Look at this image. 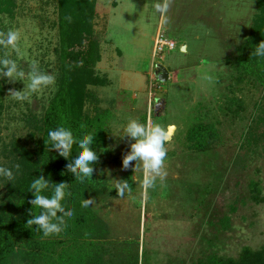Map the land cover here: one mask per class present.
<instances>
[{"label":"rangeland","instance_id":"1","mask_svg":"<svg viewBox=\"0 0 264 264\" xmlns=\"http://www.w3.org/2000/svg\"><path fill=\"white\" fill-rule=\"evenodd\" d=\"M111 2L99 0L93 19V31L101 38L95 72L107 85L90 86L92 97L85 104L90 115L94 107L108 110L104 145L93 167L107 185L103 201L94 207L109 225L110 237L137 241L138 264H191L206 254L237 257L244 246L264 245V201L242 203L251 180L260 183L264 196L263 128L251 121L262 89L245 84L231 59L261 16L259 0H167V23L156 11L165 0H122L116 8ZM106 6L111 10L108 30L102 24ZM57 17V0H16L13 17L0 15V35L20 34L17 48L1 47L0 58L15 60L25 72L23 81L6 78L0 101L5 141L25 136L22 115L41 113L56 89L54 83L26 101L13 99L14 91H27L34 62L56 81ZM159 24L175 42L161 58L153 57ZM184 42L186 51L179 49ZM129 119L159 123L170 138L167 175L147 193L140 183L142 168L132 171L121 164L133 141L116 135ZM198 121L219 129L222 143L214 152L186 149L185 131ZM119 180L129 181L132 197L117 196L112 187ZM234 202L230 225L220 230L218 218Z\"/></svg>","mask_w":264,"mask_h":264},{"label":"trees","instance_id":"2","mask_svg":"<svg viewBox=\"0 0 264 264\" xmlns=\"http://www.w3.org/2000/svg\"><path fill=\"white\" fill-rule=\"evenodd\" d=\"M259 4L261 16L253 20L252 33L235 48L231 59L245 84L262 89L259 111L251 121L261 125L264 134V58L254 54L256 44L264 40V0H259ZM96 5L97 0H57L56 89L41 113L29 111L22 115L24 137L14 135L7 141L0 137V166L15 174L13 183L0 180L3 184L0 186V264H138V242L112 239L109 225L94 207L95 202L103 201L107 185L97 179L95 170L90 179L76 180L67 172L64 158L55 149H49L47 133L58 125L70 128L74 136L96 132L92 147L97 154L104 145V116L108 110L94 107L95 112L90 115L85 109L92 97L89 87L107 85L95 72L100 61V37L93 31ZM15 7L16 0H0V15L13 17ZM0 52H4L1 47ZM5 82L6 78H0V101ZM238 107L243 108L240 104ZM2 112L0 102V125ZM184 143L188 151L205 154L214 152L222 141L213 122L198 121L186 129ZM17 164L20 166L18 174ZM41 175L53 183L68 182L69 190L63 203L74 212L72 218H64L63 230L49 237H44L37 226L27 223L33 215L30 201L34 199L28 191L29 185ZM247 191L248 196L242 203L264 201L259 182L251 180ZM88 198L94 202L82 208V199ZM227 209V214L218 218L220 230L229 227V214L235 212L236 202ZM32 211L39 213L35 207ZM191 264H264V245L244 246L237 257L206 254Z\"/></svg>","mask_w":264,"mask_h":264},{"label":"clouds","instance_id":"3","mask_svg":"<svg viewBox=\"0 0 264 264\" xmlns=\"http://www.w3.org/2000/svg\"><path fill=\"white\" fill-rule=\"evenodd\" d=\"M168 10L167 0L163 4L156 5V11L165 15L164 23H167L166 13ZM20 34L17 31L9 30L6 38L0 35V47L12 49L17 48ZM256 57L264 58V40H261L254 49ZM25 72L19 68L17 62L7 56L0 58V78L10 80H24ZM29 83L23 89L27 91H14L13 99L18 102L26 101L31 94L38 93L49 86L54 85L55 77L41 72L34 62L31 72L28 74ZM205 79H209L205 76ZM174 127V126H173ZM96 133V132H95ZM95 133L84 132L74 136L73 131L63 125L50 129L47 133L49 149H55L58 155L66 161L67 172L76 180L84 182L90 179L94 172L93 165L98 160L97 151L92 147ZM127 137L133 142L122 157V168H142L143 175L140 180L145 193L155 188L157 181H162L167 175L165 163L167 159V143L169 135L167 130L159 123L151 125L142 124L136 119H129L122 128V134L116 135ZM75 146V151H73ZM135 162V163H134ZM16 174L20 166H15ZM15 179L13 170L0 166V180L12 182ZM136 182L135 178L132 179ZM3 184H0L2 186ZM116 194L119 198L126 195L132 197L133 188L128 180L116 181ZM68 182L61 180L58 183L50 182L43 175L36 177L29 185L28 191L32 192L34 199L30 201L33 207L39 209V213H33L27 221L29 225H35L42 232L44 237L60 233L64 228V218H72L74 215L71 207H65L64 201L68 194ZM94 200L92 198L82 199L81 207H89Z\"/></svg>","mask_w":264,"mask_h":264},{"label":"built area","instance_id":"4","mask_svg":"<svg viewBox=\"0 0 264 264\" xmlns=\"http://www.w3.org/2000/svg\"><path fill=\"white\" fill-rule=\"evenodd\" d=\"M175 48V42L170 40L163 30L158 29L153 40V57L161 58L167 50Z\"/></svg>","mask_w":264,"mask_h":264},{"label":"crops","instance_id":"5","mask_svg":"<svg viewBox=\"0 0 264 264\" xmlns=\"http://www.w3.org/2000/svg\"><path fill=\"white\" fill-rule=\"evenodd\" d=\"M112 2V6L114 7V8H116V6H117V4H120L121 2H122V0H111ZM104 2H105V0H104ZM98 5H99V0L97 1V5H96V8L98 7ZM107 7V6H106ZM97 10V9H96ZM96 10H95V14H96ZM108 10H109V7H107V9H106V13H105V18L102 20V24L104 25V28L107 26V30H108V21H107V14H108ZM109 11H111V10H109ZM95 16V15H94ZM160 18H161V16H160ZM161 28V26H160V24L158 25V28L156 29V30H158V29H160ZM107 30L106 29H104V33H105V31H106V33H107ZM157 32V31H156ZM165 34H166V32H165ZM102 35V34H101ZM166 36H167V34H166ZM100 37V36H99ZM168 37V36H167ZM170 40H172L173 41V39L171 38V37H168ZM101 39V38H100ZM153 39V38H152ZM103 41V40H102ZM179 49L180 50H182V51H186L187 50V44L184 42V43H181L180 45H179Z\"/></svg>","mask_w":264,"mask_h":264}]
</instances>
